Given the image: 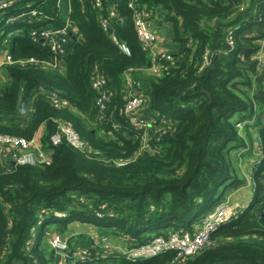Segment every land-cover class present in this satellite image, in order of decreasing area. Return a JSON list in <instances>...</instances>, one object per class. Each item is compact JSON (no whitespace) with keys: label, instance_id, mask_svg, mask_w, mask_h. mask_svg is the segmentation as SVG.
Returning <instances> with one entry per match:
<instances>
[{"label":"trees","instance_id":"trees-1","mask_svg":"<svg viewBox=\"0 0 264 264\" xmlns=\"http://www.w3.org/2000/svg\"><path fill=\"white\" fill-rule=\"evenodd\" d=\"M102 1V8L94 9L92 0H71L69 14L67 4L59 10L57 0H13L0 10V54L6 49L14 59L51 61L49 47L31 38L35 28L62 26L68 14L76 30L64 69L45 63L3 67L9 83L4 92L0 88V133L30 140L42 128L41 142L51 161L0 171V264H54V251L45 246L52 224L60 232L75 221L91 223L98 233L122 237L128 246L174 231L191 232L230 192L246 184L232 151L247 147L248 124L241 134L239 123L252 118L255 103L264 106V95L253 93V55L256 41L264 37V0H250L244 12L239 11L243 0H133L153 16L164 12L181 46L174 62H164L165 69L147 87L139 74L150 67L151 58L135 31L128 6L132 0ZM30 3L41 11L40 19L30 20L28 14L7 22L32 9L27 8ZM114 5L118 17L105 31L100 19ZM238 25L235 47L225 53L226 31ZM112 33L129 54L112 40ZM206 49L216 56L215 65L198 72ZM95 66L113 92L102 112L91 84ZM127 72L149 98L143 114L159 129L150 140L152 148L140 154L142 130L124 113ZM263 82L264 73L256 85L263 87ZM53 93L68 105L54 106ZM59 121L71 124L88 149H75L66 140L53 145L50 137ZM255 123L264 153V123L259 118ZM252 179L249 204L211 233L210 245L190 256L176 259L171 250L132 262L115 253L101 257L97 249L91 260L74 262L71 257L67 263L264 264V156ZM76 243L91 245L90 239L72 237L71 252Z\"/></svg>","mask_w":264,"mask_h":264},{"label":"built area","instance_id":"built-area-1","mask_svg":"<svg viewBox=\"0 0 264 264\" xmlns=\"http://www.w3.org/2000/svg\"><path fill=\"white\" fill-rule=\"evenodd\" d=\"M249 1L250 0H243V3L239 8L240 12H244L247 9ZM12 2L13 0H0V10L8 8ZM64 4H67V12L69 14L72 9L71 0H57V7L59 10L64 9ZM32 5L33 4L31 3L28 4L27 8ZM102 6V0H92V7L94 9H101ZM128 6L133 10L134 27L142 50L147 52L151 58V65L146 69V71L151 74L160 75L165 69L162 64L164 62L173 63L174 55L167 50L156 47L158 35L151 25L153 13L146 7H137L133 0L128 4ZM31 8L32 9L28 12L23 11L16 17L12 16L9 20H7V22L13 23L16 19L25 17L28 14L31 17L30 20L33 18L40 19L39 16L41 11L34 7ZM68 14L62 26L41 27L35 28L31 31V38L33 41H40L49 47L53 54L51 61H40L35 57L14 59L8 53V50L4 49L0 54V65L5 67L15 64L26 66L29 64L35 65L45 63L53 69H64L62 62L67 55L71 38H73V36H75L74 33H76ZM261 16L263 18L264 13H262ZM117 17L115 5L111 6L108 17L100 19L101 27L105 31H109L110 20L116 19ZM238 27L239 25L227 29L224 38V45H226L225 53L235 47L234 34ZM111 38L124 52L129 54L128 46L125 43L119 42L118 37L114 33L111 34ZM256 42L259 44V47L253 55V59L256 61V73L253 76L254 82H256L258 76L264 73V37L259 38ZM189 44H191V40L189 41ZM212 56V51L210 49H206L198 67V72H203L211 66ZM125 79L129 90L127 93V100L124 105V113L129 117L131 124L136 129L142 130V143L138 152L140 154L152 148L150 140L154 133L159 131V129L157 130L153 126V118H148L143 114L144 109L147 108L149 104V98L143 91H141L140 84L136 83L128 72L125 75ZM91 84L92 88L97 91L96 106L99 108V111L102 112L109 107L113 98V92L109 86L107 77L102 73L98 66L94 67ZM259 89L264 90V82L263 87H258L255 83L253 93ZM51 101L53 105L58 108L68 105V101L62 99L57 93L52 94ZM257 108L258 104L255 103L254 110ZM258 115L260 121L264 123V109H262ZM101 118H103L102 115L100 119ZM252 120L256 122L257 119L252 118ZM245 125L247 124H243L242 122L238 125L239 132L241 134L243 133ZM159 135H162L161 131L159 132ZM50 140L53 145H58L63 140H66L72 147L80 151H85L89 147L71 124L62 123L61 121L58 122L57 130L53 135H51ZM261 141L257 146L256 157L251 161V167L248 172L251 179L253 168L261 165L262 157L264 156ZM95 153L98 154V152ZM50 161L51 156L46 150H44L43 144L38 135L29 140L24 137L0 133V164L12 162L13 165H35L49 164ZM117 163L119 165L125 164L124 161H118ZM2 170L7 171L6 168H3ZM242 209L240 205L226 200L220 203L213 211L209 212L203 218L201 225L195 227L193 231H174L169 236H157L148 243L140 246H123L121 244L114 245L111 242L109 235L100 234L94 230V232L88 235L90 236L91 245L79 246L74 250V252H71L69 240L72 237H75L76 233H69V235H50L49 231H47L45 237L48 239V237L51 236L49 238L51 249L54 252H58L57 257L55 256L56 259L54 258V264H68L67 260L71 257H74V262H76V260H91L92 253H97V249L101 257L106 258L115 253V256L123 257L124 259L132 262L150 259L171 250L177 252V259L179 257L190 256L198 250L210 245L211 233L236 217ZM54 215L63 218L67 215V213L54 212Z\"/></svg>","mask_w":264,"mask_h":264},{"label":"rangeland","instance_id":"rangeland-1","mask_svg":"<svg viewBox=\"0 0 264 264\" xmlns=\"http://www.w3.org/2000/svg\"><path fill=\"white\" fill-rule=\"evenodd\" d=\"M164 28L162 27H159V29L157 30L158 32H162L164 33ZM6 69L3 68V66L0 65V87H4V82L3 81V78L6 77ZM256 82H254L255 84ZM251 95V94H250ZM264 106H262L260 103H259V106L256 110H253V116L252 118L253 119H258L259 115L258 113L261 112V109ZM251 119H246L244 120L242 123L243 124H248V127H247V132H246V135H245V142L247 144V147L243 148V147H240V148H237L235 149V151L233 150L232 151V154L234 156H237L239 159H240V163H239V166H240V169H241V172L244 171V169L248 170L250 169L251 167V161L256 157V149H257V146L258 144L260 143L261 141V134H260V126L258 123H255L254 120ZM252 120V121H251ZM246 126V125H245ZM43 130V129H42ZM38 135L42 136V133H38ZM237 154H236V153ZM244 153V156H242ZM241 154V155H240ZM244 173V172H243ZM247 175V176H245ZM244 177H245V180H246V184L244 186H242L240 192H238L241 196H242V200H240V205L241 206V209L244 208V205L246 202H249L250 201V198H252V195H253V179H251L249 177V174L248 172L245 174L244 173ZM234 191L230 192L228 195H227V198H225V200H229L230 202L234 203L236 202L235 200V197H232V193ZM235 204V203H234ZM43 223L44 222H40V229L42 228L43 226ZM198 227V226H197ZM50 235L52 234V229L54 228L53 224L52 226L50 225ZM97 228L91 224V223H82V222H79V221H75V222H72L68 225L67 227V230H64L63 234L65 235H69V233H76L75 237L79 240V241H82L83 239L87 238V239H90L88 236L89 234H91L92 232H94V230H96ZM59 235H62V233L60 232ZM51 237V236H50ZM45 241V246H48V248L50 250L51 249V246L49 244V238ZM110 239H111V242L115 245V244H121L123 246L127 245V242L122 238V237H117V236H113L111 235L110 236ZM53 256L55 255L57 257L58 255V252H53L52 253ZM55 258V257H54ZM56 259V258H55Z\"/></svg>","mask_w":264,"mask_h":264},{"label":"crops","instance_id":"crops-1","mask_svg":"<svg viewBox=\"0 0 264 264\" xmlns=\"http://www.w3.org/2000/svg\"><path fill=\"white\" fill-rule=\"evenodd\" d=\"M151 25H152L153 29L157 32V35H158L156 47L159 49L167 50V51L173 53V55L176 57V55L180 51L181 46H180L179 41L176 38V33L174 31L172 23L164 18V12L155 13L153 16V19L151 21ZM159 27H162L165 29L164 33L157 31L159 29ZM213 57H214V54L212 56V62H213ZM155 76H158V75L151 74L150 72H148L146 70L140 72V74H139V78L142 81L141 83H143L144 87H147L148 86L147 82L148 81L150 82V80L153 79ZM134 81H136V80H134ZM2 82H4L5 85H4V87H0V88L4 92L8 87V83H9L8 77H4ZM145 110H146V108L144 109V111ZM40 132L43 133L42 128L40 129V131H38V133H40ZM38 136L41 139V136L40 135H38ZM11 165H13L12 162L1 163L0 164V171H3L2 170L3 168L9 169ZM247 172H249L248 168H247V170L244 169V173L246 174ZM245 176H247V175H245ZM241 188L235 190L231 195L232 197H235L236 202H234V203L238 204V205H241L240 200H242L241 199L242 196L238 193V192H240ZM252 191H253V189H252ZM250 200H251V198H250ZM248 204H249V202H246L244 207H246ZM60 232L63 234L64 230L63 231L61 230ZM60 232L58 230H56L55 228L52 229L53 235L59 234ZM79 246H84V243H76L75 244L76 248Z\"/></svg>","mask_w":264,"mask_h":264},{"label":"water","instance_id":"water-1","mask_svg":"<svg viewBox=\"0 0 264 264\" xmlns=\"http://www.w3.org/2000/svg\"><path fill=\"white\" fill-rule=\"evenodd\" d=\"M75 38H76V37L73 36V39H75ZM215 59H216V56L213 57V63H212V65H211V67H213V66L215 65ZM258 93L261 94V95H264V90L259 89V90H258Z\"/></svg>","mask_w":264,"mask_h":264}]
</instances>
